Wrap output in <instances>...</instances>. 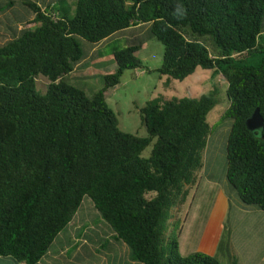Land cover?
<instances>
[{"label": "trees", "instance_id": "16d2710c", "mask_svg": "<svg viewBox=\"0 0 264 264\" xmlns=\"http://www.w3.org/2000/svg\"><path fill=\"white\" fill-rule=\"evenodd\" d=\"M63 1L27 0L35 27L8 23L0 43V258L41 263L89 201L100 220L97 248L68 241L62 252L79 249L94 260L114 250L111 240L139 264H218L216 256L182 255L178 223L169 225L202 169L218 91L148 102L140 110L147 135L138 137L119 130L105 93L125 71L151 72L135 56L139 46L112 54L115 72L93 96L68 79L86 83L76 74L99 60L94 48L149 26L163 47L155 73L183 82L200 68L226 82V181L235 198L227 196L264 213V126H246L256 109L264 120V0H71L73 15ZM40 77L48 81L43 94ZM228 239L224 233L221 250Z\"/></svg>", "mask_w": 264, "mask_h": 264}, {"label": "rangeland", "instance_id": "374dc122", "mask_svg": "<svg viewBox=\"0 0 264 264\" xmlns=\"http://www.w3.org/2000/svg\"><path fill=\"white\" fill-rule=\"evenodd\" d=\"M27 0H0V7L7 8L3 13H0V43L1 40H6L8 23L14 24L22 22V26L34 28L35 24L32 21V16L28 8L23 5ZM46 2L47 0H36ZM63 6L69 9L71 15L74 14L75 6L71 0L61 2ZM28 21L30 24H27ZM264 30V22H263ZM137 37L134 38L133 34ZM84 51L88 54L91 51V46L81 39H78ZM129 46H139L136 57L148 68L151 72L145 70H129L125 71L120 79V83L113 89L105 93V100L109 108L115 113L118 120V127L121 132L134 134L138 137L147 135L146 128L140 117V110L145 105L155 99H183V98H199L202 95L208 94L212 90L218 91V103L216 107L208 114L207 121L211 127L210 136L208 138L207 147L203 154L202 169L196 175L194 185L188 187L189 195L182 206L174 209L170 220V230L174 223H178L176 233L179 234L180 252L182 255H190L192 253H203L205 249L201 247L204 234V226L210 222L215 215V209L218 202L220 192L225 191L227 195L233 196V193L228 191L226 181V147L227 137L229 134L230 122L223 118L225 111L228 108L229 102L225 94L227 87L226 82L222 78L212 77L211 71L197 69L196 72L184 80L183 82L169 80L167 77L160 76L154 72L162 63L163 47L150 34L149 26L142 28H132L117 33L94 48L99 60L97 62L89 61V64L84 68H80L76 75L84 74L88 77L86 83H79L72 77L69 82L82 88L88 96H93L96 92L103 88V76L113 74L116 65L113 59V53L122 50ZM93 50V51H94ZM254 62L258 63L262 60L261 55L253 57ZM91 62V63H90ZM77 77V76H75ZM36 91L39 94L46 92L48 81L40 77L36 81ZM152 144L143 152V157L150 155ZM235 195V194H234ZM87 200V199H86ZM232 200V199H231ZM234 201V200H233ZM237 211H232V220H254L255 216L245 214L238 218H233ZM231 213V214H232ZM86 221L89 222V227L95 225L99 227V218L97 212L89 211ZM69 228L62 231L54 240L50 247L48 255L43 258L39 264H111L113 259L104 260L102 256H95L92 260L86 259L85 256L80 260H66L62 257V250H65V245L70 237H68ZM106 231V230H105ZM104 231V232H105ZM244 232L238 230L235 237L241 238ZM81 238V235H79ZM227 241V236L224 242ZM82 244H80L81 246ZM88 248H97V244L89 243ZM253 246V245H252ZM246 249V248H245ZM115 262L120 264H132L128 255L125 257L119 255L123 253V249L116 248ZM236 255L243 254V249L240 250L237 243L234 244ZM253 251V250H252ZM247 251V252H252ZM230 252V248L223 245V249L216 255L218 264H230L225 256ZM101 253V251H99ZM217 253V252H216ZM214 253V254H216ZM244 253L241 257H246ZM0 264H10L8 260L0 258ZM139 264V263H136Z\"/></svg>", "mask_w": 264, "mask_h": 264}, {"label": "crops", "instance_id": "0c3cea01", "mask_svg": "<svg viewBox=\"0 0 264 264\" xmlns=\"http://www.w3.org/2000/svg\"><path fill=\"white\" fill-rule=\"evenodd\" d=\"M48 1V0H47ZM143 26H136L133 28H142ZM132 28L128 29L131 30ZM123 32V31H122ZM134 38L137 37V34H133ZM264 42V34L261 38ZM218 202L215 209V215L212 217L208 225L204 226V234L202 238L201 247L204 248L205 254L210 256H216L221 251L220 244L222 241V236L224 233L228 234V247L230 248V252L225 256L226 260L232 263L233 259L236 264H264V213L260 212L256 209H248L243 208L240 204L235 200H231L228 198L225 191L220 192L218 195ZM92 204L89 201L83 202V211L82 215H79L71 222L68 226L69 233L68 238L70 244H82L83 246H87L91 240H95L97 242L96 229L95 227H89V223L86 222L89 211H94ZM232 211H237L234 214L233 218H238L240 215L245 216V214L255 216L254 220H232L230 217L233 215ZM95 212V211H94ZM232 213V214H231ZM240 230L244 232V235L239 239L235 237L237 235V231ZM108 227L106 228V232ZM81 235V238H79ZM180 237V236H179ZM109 248H125L117 242L110 240ZM237 243L240 250L243 249L242 253H246V257H241V255H236V251H234V244ZM253 245V246H252ZM75 246V245H74ZM246 248V249H245ZM110 251L107 255H101L104 260L113 259L111 264H120L119 262H114L116 253L115 251ZM253 250V251H252ZM252 251V252H247ZM217 252V253H216ZM88 254L82 253L79 249L75 252H62V257L66 258V260H75L83 258H90L92 254L87 252ZM216 253V254H214ZM119 255L127 256L128 253L120 252ZM186 256V255H185ZM132 264H136L135 262H131ZM72 264V263H71Z\"/></svg>", "mask_w": 264, "mask_h": 264}, {"label": "water", "instance_id": "95a60500", "mask_svg": "<svg viewBox=\"0 0 264 264\" xmlns=\"http://www.w3.org/2000/svg\"><path fill=\"white\" fill-rule=\"evenodd\" d=\"M246 126L248 130L250 131H256L264 126V120L262 116L260 115V112L258 109L252 114L250 118L247 119L246 121Z\"/></svg>", "mask_w": 264, "mask_h": 264}]
</instances>
